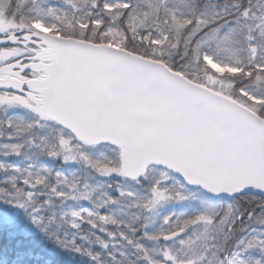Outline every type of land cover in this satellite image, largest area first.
<instances>
[{
	"label": "snow or ice",
	"instance_id": "obj_1",
	"mask_svg": "<svg viewBox=\"0 0 264 264\" xmlns=\"http://www.w3.org/2000/svg\"><path fill=\"white\" fill-rule=\"evenodd\" d=\"M0 264H264V0H0Z\"/></svg>",
	"mask_w": 264,
	"mask_h": 264
}]
</instances>
